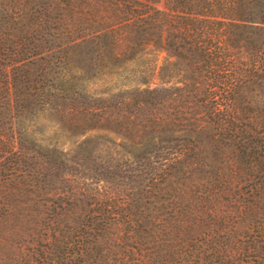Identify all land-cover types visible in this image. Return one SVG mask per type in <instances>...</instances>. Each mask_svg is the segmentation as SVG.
<instances>
[{"label": "trees", "instance_id": "16d2710c", "mask_svg": "<svg viewBox=\"0 0 264 264\" xmlns=\"http://www.w3.org/2000/svg\"><path fill=\"white\" fill-rule=\"evenodd\" d=\"M0 264H264V0H0Z\"/></svg>", "mask_w": 264, "mask_h": 264}, {"label": "rangeland", "instance_id": "374dc122", "mask_svg": "<svg viewBox=\"0 0 264 264\" xmlns=\"http://www.w3.org/2000/svg\"><path fill=\"white\" fill-rule=\"evenodd\" d=\"M162 54V51L159 52L156 59L157 63L159 62ZM134 69H140L138 63L136 62L131 68H127L126 70L107 67L106 71L92 78V80L88 83V87L90 91L98 93L104 90H115L122 84L133 83L137 81L136 72H134ZM148 79L153 83L157 81L155 69L148 74ZM33 129H35V139L45 144L56 143L57 145L62 146L64 149L67 147H73L83 136L72 134L61 129L53 115L47 112L39 115L33 124ZM108 136H111V134H108ZM20 245V247L24 246L23 240L20 241ZM14 256L17 257V254H14ZM11 261H14V259H11Z\"/></svg>", "mask_w": 264, "mask_h": 264}]
</instances>
